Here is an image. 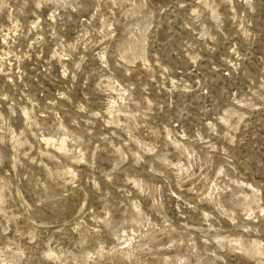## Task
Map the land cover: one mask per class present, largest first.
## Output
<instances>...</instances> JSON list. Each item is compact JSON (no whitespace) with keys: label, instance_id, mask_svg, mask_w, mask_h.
I'll list each match as a JSON object with an SVG mask.
<instances>
[{"label":"rangeland","instance_id":"374dc122","mask_svg":"<svg viewBox=\"0 0 264 264\" xmlns=\"http://www.w3.org/2000/svg\"><path fill=\"white\" fill-rule=\"evenodd\" d=\"M0 264H264V0H0Z\"/></svg>","mask_w":264,"mask_h":264},{"label":"bare ground","instance_id":"6f19581e","mask_svg":"<svg viewBox=\"0 0 264 264\" xmlns=\"http://www.w3.org/2000/svg\"><path fill=\"white\" fill-rule=\"evenodd\" d=\"M47 141H48V140H47ZM47 141H46V142H47ZM60 146H61V140H60V142L58 143V147H59V148H62V146H63V145H62L61 147H60Z\"/></svg>","mask_w":264,"mask_h":264}]
</instances>
